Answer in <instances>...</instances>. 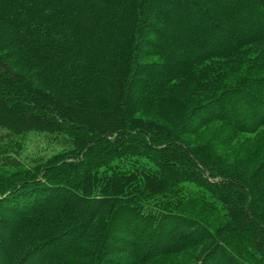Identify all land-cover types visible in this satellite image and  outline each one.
Returning <instances> with one entry per match:
<instances>
[{
  "label": "trees",
  "instance_id": "1",
  "mask_svg": "<svg viewBox=\"0 0 264 264\" xmlns=\"http://www.w3.org/2000/svg\"><path fill=\"white\" fill-rule=\"evenodd\" d=\"M0 129L68 142L0 151V264H264V0H0Z\"/></svg>",
  "mask_w": 264,
  "mask_h": 264
},
{
  "label": "rangeland",
  "instance_id": "2",
  "mask_svg": "<svg viewBox=\"0 0 264 264\" xmlns=\"http://www.w3.org/2000/svg\"><path fill=\"white\" fill-rule=\"evenodd\" d=\"M221 130L223 128L221 129L217 124L209 125L200 132L199 138L204 141L211 135L218 136V133L219 135H223ZM262 140H264V130H260L254 137L249 138V141L259 142ZM67 147L68 142L60 134L31 132L18 136H10L4 129H0V151L9 150L10 148V150L16 149L17 152L15 153L11 151L9 162H21L20 164L25 167L43 162ZM6 160L4 158L0 159V167L8 165L4 162Z\"/></svg>",
  "mask_w": 264,
  "mask_h": 264
}]
</instances>
